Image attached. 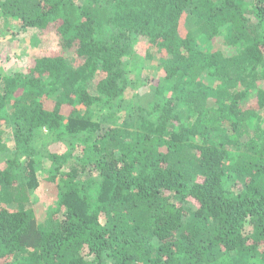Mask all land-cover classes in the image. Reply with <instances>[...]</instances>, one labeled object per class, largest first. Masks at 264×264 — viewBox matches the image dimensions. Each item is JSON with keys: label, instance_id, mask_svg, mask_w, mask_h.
<instances>
[{"label": "trees", "instance_id": "1", "mask_svg": "<svg viewBox=\"0 0 264 264\" xmlns=\"http://www.w3.org/2000/svg\"><path fill=\"white\" fill-rule=\"evenodd\" d=\"M0 10L61 48L0 87V154L2 125L13 134V156L0 159V264H264V0H0ZM223 29L221 50L197 48ZM154 54L163 103L127 100L130 66ZM105 99L123 127L92 130ZM63 140L68 151L42 154ZM39 157L53 172L38 173ZM41 185L50 213L32 197Z\"/></svg>", "mask_w": 264, "mask_h": 264}, {"label": "rangeland", "instance_id": "2", "mask_svg": "<svg viewBox=\"0 0 264 264\" xmlns=\"http://www.w3.org/2000/svg\"><path fill=\"white\" fill-rule=\"evenodd\" d=\"M193 25L192 20H189L187 23H182L179 30L180 36L185 38L189 30H192ZM227 33V29H223L214 40L209 42L198 39L197 48L208 53L221 50L224 46ZM134 48L137 49V46L135 45ZM60 49L58 38L54 34L45 33L40 29L25 28L20 20L7 17L2 10H0V87L4 85V80L6 78L28 76L29 71L35 67L37 59L46 54L49 55L51 52L60 51ZM124 60L126 61L128 59L124 58ZM69 61L70 64L75 67H79L84 63V60L78 57H72ZM161 68L162 62L160 56L155 54L151 55L150 58L141 57L140 61L131 65L127 75L129 86L126 90L125 98L137 103H146L145 105L148 103L159 104L161 99L155 94V87L158 84L157 81L162 77ZM96 77H98V72L94 78ZM208 82L210 83V81ZM257 86L258 89L264 93V81H259ZM258 89L252 94L253 97L243 100L245 107L256 106L258 100L256 94L258 93ZM161 102L163 103V100ZM81 109L80 112H84V108L82 107ZM262 114L264 117V112H262ZM92 122L96 124L92 127V130L99 125L103 132L109 128L123 127L122 115L117 114L114 117L113 111L110 109L109 105L106 104V99L93 106ZM90 129L91 128L87 129L84 133H88ZM1 130L3 131L2 140L5 150L3 149V152L0 154V159L4 161L5 158L9 157L11 159L13 156H11L9 150L13 148V134L10 125H2ZM44 138L45 140L51 138L47 131L44 132ZM70 144L69 140H63L56 145H42V154L46 155L49 152L62 153L68 151L71 146ZM75 144H77L76 141ZM75 165L76 162L72 161L68 166H65V168L67 170H72ZM35 166H37V171L42 177L45 176L48 170L53 172L49 161L45 160V158H37ZM90 176H96V174H80L78 183L81 185L84 184ZM237 188H241L240 183L233 190L237 191ZM31 193L34 199L40 201L45 212L50 213L54 209L55 201L49 198L44 185H41Z\"/></svg>", "mask_w": 264, "mask_h": 264}]
</instances>
